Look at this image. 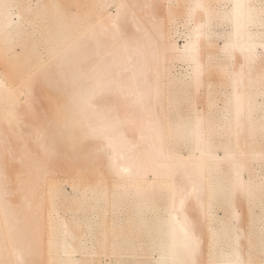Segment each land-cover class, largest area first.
Masks as SVG:
<instances>
[{
	"label": "bare ground",
	"instance_id": "obj_1",
	"mask_svg": "<svg viewBox=\"0 0 264 264\" xmlns=\"http://www.w3.org/2000/svg\"><path fill=\"white\" fill-rule=\"evenodd\" d=\"M89 4L87 20L39 32V0H0V60L19 44L36 59L21 82L0 69V116L33 104L21 90L33 74L54 105L17 135V167L0 124V264H199L205 234L207 264H264V0ZM78 158L95 169L80 166L66 194L60 162ZM59 195L84 219L70 222ZM139 227L148 241L131 238Z\"/></svg>",
	"mask_w": 264,
	"mask_h": 264
},
{
	"label": "rangeland",
	"instance_id": "obj_2",
	"mask_svg": "<svg viewBox=\"0 0 264 264\" xmlns=\"http://www.w3.org/2000/svg\"><path fill=\"white\" fill-rule=\"evenodd\" d=\"M90 0H39V6H40V10H38V13H35L34 15H30L29 18H31L32 21V26H35L39 32H45L46 29L48 27H46L47 23L50 22V19L53 18L54 19H61L64 17L63 22H66L67 24H69V26H74V24H72L73 22L71 21V18H74V22H80L81 20H87V17L89 16V12H90V4H89ZM56 2V3H55ZM82 8L80 9L81 11L79 12V14L77 13H73V11H75L79 6ZM78 6V7H77ZM181 10V9H180ZM182 11V10H181ZM28 25H30L28 23ZM31 27L28 26V28ZM65 29L68 28V26L64 27ZM227 27H222L220 26H214L215 31L220 32L223 31L224 29H226ZM183 27H180V32L183 31ZM65 34H69V31L65 30L64 31ZM217 42L219 44H222V40L217 38ZM179 44H183V38L180 39ZM16 50L18 52V56L12 60H10L8 63L7 62H3L0 60V69H1V73L4 74V78L7 81H11V82H18V81H22V79L25 77V74L32 71L33 68V64L36 61V59L33 57V55L30 53L29 49L27 48V46L25 44H19L18 46H15ZM28 71V72H27ZM38 73V72H37ZM42 77V74L40 75L38 74H33L32 77L30 76L29 78H27L24 82V86H21V90H23L24 92H30V96L32 98L31 101H33V104H31L27 109L23 110L24 112L19 113V114H9L6 110H2L1 116H0V124L2 126V132L6 133V134H10V137L15 136L14 140H11V145L12 147H14L15 152L13 153V158H11V164L14 167H17L19 165V162L16 160V157L19 156V154L26 152V147L23 145V141L18 138V134H20L22 131L25 133L29 132L31 129L30 127V123L38 125L42 123V119L45 113H48L49 111L51 112L54 108V105L52 103H50V100L48 98H44L42 97V94L44 92H49V85L46 83V81L41 80L40 78ZM17 94H20V87H17ZM24 95H21V97H23ZM5 106H7V104L11 103L10 100L4 101ZM44 110V112H43ZM18 119H20V122H23L24 124L21 126L20 129H18L16 127V123L18 122ZM27 124V125H25ZM35 130H39L36 127L34 128ZM28 138V137H27ZM26 138V139H27ZM9 143H6L8 147ZM28 148H32L33 147V142L31 140H29L28 138ZM62 150L64 151V148H62ZM69 155V153H68ZM8 156V155H5ZM5 159L7 157H4ZM9 159V156L8 158ZM6 159V160H7ZM10 160V159H9ZM8 160V161H9ZM63 161L60 162L61 168H63V170H61L60 173V177H61V181H62V190L66 193V194H71L72 193V186L73 185H79L80 184V177L77 174V170L78 168L81 166L83 169H85L86 167H90V161L87 159H84V161L78 159H70L69 161H65V159H62ZM97 167V169L101 170L100 175H98V178L101 180H108V177L110 178V176H107L105 173V168L103 167L102 163H99L98 165H95ZM94 166H91L89 168V170H94ZM86 171V170H85ZM89 176H84V180H89ZM66 190V191H65ZM95 193H97L96 191H93ZM73 194V193H72ZM71 194V195H72ZM155 198H157V195L154 196ZM91 198V202H94L93 196L90 195ZM56 204L59 206L60 211L64 212L66 215V217H68L70 219V222H72L73 224H75L76 222H78L80 219H84L85 217V211H82L80 208V202L79 201H75V202H70L69 200H66L63 198V196L59 195L56 199ZM95 206V205H94ZM92 211V210H91ZM155 212H158V210H154ZM53 213V212H52ZM51 213V214H52ZM148 214V213H147ZM221 216L223 215L222 211H220ZM38 217L39 215L36 214ZM192 215L197 216L195 212L192 213ZM126 217L128 216H133V212H130V214L128 213L127 215H125ZM108 217V216H107ZM124 219V218H123ZM94 220V218H93ZM97 229V228H96ZM85 230V229H84ZM116 230V229H115ZM40 231V229H39ZM96 236L95 239L97 240V245L99 243H101L103 240L104 241V235L103 233H105V229H101L98 228L97 231H95ZM144 232L143 228L140 229L139 227V237H134L132 236L131 238L133 240H139V243H141L140 240H145L148 241L150 238H145V235L142 233ZM107 233L109 234L108 237H110V239L108 238V240L110 242L114 241V240H118L121 242V240H124L125 236L123 234L118 235V237L112 235L115 233V231L111 234L110 231H107ZM206 233V232H205ZM45 234V233H44ZM98 237V238H97ZM98 239L100 241H98ZM208 235L205 234V241L203 244V256L200 259L199 264H207V256L206 253L209 251V241H208ZM108 241V242H109ZM148 243L144 246L145 250H148ZM246 248L248 246H245ZM97 249L102 252V248L101 247H97ZM120 249V248H119ZM144 249H140L139 251L142 252V250ZM108 252H113L111 249ZM122 252V251H119ZM131 256H128V258H130ZM139 259V264H142L143 259L137 258ZM129 262H126V264H131L130 259L128 260ZM133 262V261H132ZM34 264H45V263H34ZM125 264V263H124Z\"/></svg>",
	"mask_w": 264,
	"mask_h": 264
}]
</instances>
